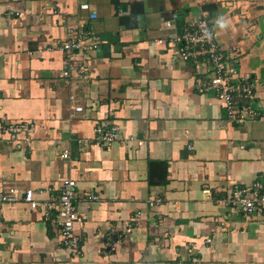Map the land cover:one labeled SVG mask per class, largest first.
Returning a JSON list of instances; mask_svg holds the SVG:
<instances>
[{"label": "crops", "instance_id": "obj_1", "mask_svg": "<svg viewBox=\"0 0 264 264\" xmlns=\"http://www.w3.org/2000/svg\"><path fill=\"white\" fill-rule=\"evenodd\" d=\"M198 18L256 81L261 117L233 125L212 93L194 90L195 66L177 58L175 39ZM84 24L101 44L85 78L65 81L57 46ZM100 122L117 128L110 144L94 140ZM66 178L76 182L78 258L52 220ZM256 183L264 0H0V191L15 190L0 207V264H264V212L247 221L231 203ZM108 235L115 250L104 256Z\"/></svg>", "mask_w": 264, "mask_h": 264}, {"label": "built area", "instance_id": "obj_2", "mask_svg": "<svg viewBox=\"0 0 264 264\" xmlns=\"http://www.w3.org/2000/svg\"><path fill=\"white\" fill-rule=\"evenodd\" d=\"M90 20L95 19L94 14L89 15ZM205 32L209 37H205ZM178 44L177 58L181 61H190L196 69L194 90L200 94L212 93L217 102L225 109L227 121L233 125H242L248 121L262 116V111L255 107L257 83L250 74L240 71V63L237 55L222 52L218 41L215 38L209 23L198 18L194 20L184 32L175 39ZM101 40L96 32L90 27L80 25L78 29L67 31L66 37L62 40L57 50L64 56L65 68L60 74V78L69 80H81L85 78V66L89 62V52L97 49ZM262 86V85H261ZM81 111V108H76ZM24 126L10 128V132L19 131ZM118 131L115 126L104 122L97 123L94 127V140L97 143L110 144L117 139ZM62 158H67V154H62ZM76 182L70 178L62 180L61 191L57 198V211L54 214L53 222L59 230L62 245L70 250L73 257H80L79 237L74 233V225L81 223V218L77 213ZM264 184L256 183L250 190L236 188L233 191L231 203L237 207L244 218L249 221L253 216L264 212ZM251 193L245 196L244 192ZM15 190L9 192L0 191V207L15 201ZM90 200H97L96 196L87 197ZM23 200L35 209L38 206L31 190H26ZM159 199L149 202L153 207L159 203ZM44 215L51 216L52 206L43 204ZM1 215V212H0ZM139 218L135 214L134 221ZM130 231L127 228L126 232ZM207 244H211V239H206ZM114 240L107 236L103 247L100 248L101 255H108L115 250ZM194 248L188 251L191 253ZM198 258L193 257L190 264H198Z\"/></svg>", "mask_w": 264, "mask_h": 264}, {"label": "clouds", "instance_id": "obj_3", "mask_svg": "<svg viewBox=\"0 0 264 264\" xmlns=\"http://www.w3.org/2000/svg\"><path fill=\"white\" fill-rule=\"evenodd\" d=\"M228 25V22L225 18L223 17H218L217 20H216V26L219 28V29H225ZM205 37H209V33L208 32H205Z\"/></svg>", "mask_w": 264, "mask_h": 264}]
</instances>
